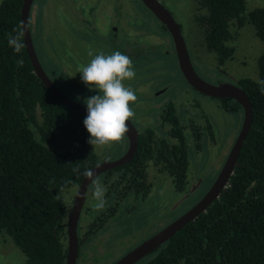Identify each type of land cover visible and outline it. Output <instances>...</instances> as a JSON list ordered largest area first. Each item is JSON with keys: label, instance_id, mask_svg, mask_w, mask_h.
Here are the masks:
<instances>
[{"label": "trees", "instance_id": "16d2710c", "mask_svg": "<svg viewBox=\"0 0 264 264\" xmlns=\"http://www.w3.org/2000/svg\"><path fill=\"white\" fill-rule=\"evenodd\" d=\"M23 1L0 4V234H8L30 264H66L67 207L56 192L78 186L97 155L83 124L87 114L61 102L36 74L23 35ZM200 4L206 12L198 21L219 64L234 57V26L254 25L264 45L263 7L248 10L246 0ZM18 34L20 52L9 43ZM240 84L253 121L227 186L206 211L136 264H264V48L257 78L243 77ZM182 136L174 155L162 154L179 189L188 166ZM69 141L75 150L65 147ZM144 150L140 140L134 162ZM128 184L139 194L150 191L144 181Z\"/></svg>", "mask_w": 264, "mask_h": 264}, {"label": "rangeland", "instance_id": "374dc122", "mask_svg": "<svg viewBox=\"0 0 264 264\" xmlns=\"http://www.w3.org/2000/svg\"><path fill=\"white\" fill-rule=\"evenodd\" d=\"M2 1L0 0V4ZM64 1H34V4L38 6V13H36V8L33 7V16H35L32 17L33 41L39 59L54 83L66 95L86 105L83 100L87 96L84 92H80L85 85L81 79H75V75L71 74L72 69L65 64V59H63V52L64 54L73 52L75 51L73 47L78 48L81 46L80 38V41H74L72 38H75V36L66 34L65 21L67 19L65 13L68 11L63 7ZM69 1L75 4L72 5L74 9H78L79 5L81 6L78 0ZM163 1L175 13L176 18L182 22L188 41H192V47L191 43H188L192 62L198 74L205 80L215 84L234 81L229 80L224 71L217 68V55L208 48L203 34L204 29L199 25V29L195 33L193 23L194 33H192V36L190 30L187 31V27L190 28L191 25L192 14H194L193 18L197 20V15L206 12L205 9L200 7V0L194 1L195 6L192 5L191 0ZM246 1L248 10L257 7L264 8V0ZM90 2L92 3V0L86 1L87 6L90 5ZM90 7H87V11ZM135 10L139 12L138 15L144 16L145 23L146 19L152 22L151 16L153 14L146 7L136 4ZM188 32L190 33L189 36ZM76 34L79 36L78 32ZM232 34L231 44L235 47V53L233 59L226 62V71L238 77L235 79L243 77L256 79L258 76V59L263 52L264 45L257 36L254 25L246 23L243 26H234L232 27ZM84 42L88 47H99L96 36L87 37L86 40L84 38ZM102 43L100 41V45ZM50 47L55 48L53 50L55 54L52 57L49 56V54H52ZM69 56L71 55L69 54ZM78 58L82 61L84 55L81 53ZM150 61H153L151 67L155 68L156 76L148 77V75L145 77L146 71L149 70L147 64ZM133 65L136 77L134 82L126 86L131 87L136 92L137 104L140 107L148 104L151 99L150 92L145 90V86H139V84L143 85L146 82L151 85L155 83L154 89H159L162 85L169 87L160 99L174 101L178 108L179 118L182 120L185 119L184 106L187 101L185 97L190 95L199 110V112L196 110L198 120L201 122V114L210 119L212 124L211 136L214 134L212 136L214 142L211 144L209 136L205 134L204 140L201 141V149L196 150L199 144H194L192 137H189L187 145L190 157L189 182L184 191L176 190L172 179L165 175L152 183V191L146 197L130 196L118 203L114 196H108L106 192L105 208L95 210L94 204L96 201L93 198L92 185L88 189L85 207L81 215L79 233L81 237L85 235L87 227L96 220L98 215L108 212L109 209L113 210V214L101 228L85 236L79 248L77 264H113L191 209L215 182L224 163L229 144L237 137L243 123V110L236 100L212 98L191 87L182 75L175 57L166 56L163 52L143 54L140 57H135ZM77 97H80V100H77ZM156 99L158 98H154L153 101H157ZM148 107L149 105H146L141 110L149 109ZM133 108H135V104ZM135 113V116H137V111ZM151 116L154 117V115ZM134 120L136 121L135 118ZM65 147L74 148L70 142H65ZM127 148L128 139L126 138L124 143L113 144L111 147L96 148L95 151L99 161L105 158L104 156L109 157L110 160H115L120 158L127 151ZM97 179L105 187L103 180H101L102 176ZM76 191V187H71L56 192L57 198L67 207V216L70 211L71 203L69 202L74 198ZM82 226H84V229ZM0 264H30L25 253L5 232L0 234Z\"/></svg>", "mask_w": 264, "mask_h": 264}, {"label": "flooded vegetation", "instance_id": "af4514ba", "mask_svg": "<svg viewBox=\"0 0 264 264\" xmlns=\"http://www.w3.org/2000/svg\"><path fill=\"white\" fill-rule=\"evenodd\" d=\"M34 1L35 0H33L32 6H31V11H30L31 32L33 30L32 29V17L33 18L35 17V16H33V10H34L33 7L36 8V13H38V6H36L34 4ZM78 1L81 3V6L79 5L78 9L77 8L74 9L72 7V5H75V4H73L72 1L70 2L69 0H65L64 4H63V7H65V10L68 11L67 13H65V17L67 19L65 21L66 34L69 36L70 35L75 36V38H72L74 41L75 40L80 41V39H81V42H80L81 46H79L78 48L73 47L75 51L69 52V53L66 52L65 54L63 52V59H65L64 61L66 62L65 64L68 65L72 69L71 74L73 73L75 75L76 80L81 79V74L78 72L80 67L82 65H86L88 62H90V60L92 58L88 55L89 50H91L93 52V55L99 54L100 52H103L105 54H111L115 51H119V52L129 56L132 59V61L135 60V57H140L143 54L147 55V54H151V53H162L163 52V54H165L166 56L169 55V56L175 57L182 75L187 80V78L185 77V75L182 71L181 64L179 61V57L177 54L176 40H175L174 34L172 33L171 29L167 26V24L162 19H160L145 4V2L143 0H92V3L91 2L89 3L90 4L89 6H91L89 8V11H87V7H89V6H87V3H86L87 0H78ZM157 1L160 4H162L170 12V15H171V17L175 23V27L178 28L179 32L181 33V35L184 39V42L186 44V47H187V50H188V53H189V56H190V59L192 62L191 50H190L189 43H188L190 41H188V39L185 35V30L183 28L182 22L176 18V16L174 15L175 13H173L167 7L166 3L163 0H157ZM194 1L195 0H191V3H192V5L195 6ZM136 4H141V6L143 5L144 7H146V9L150 13L153 14V16H151L152 22L149 21L148 19H146L147 24L144 22V16L138 15L139 12H137L135 10ZM200 7L205 9L201 4H200ZM205 11H206V9H205ZM204 14L205 13H203L202 15H204ZM192 16L194 17V14H192ZM198 16L199 15H197V20H198ZM193 17L191 18L190 28H189V26L187 27V31L190 30L191 36H192V33H194V25H195V33L199 29V25L201 26L202 29H204L202 27L201 23L199 21L195 20ZM193 23H194V25H193ZM204 31L205 30H203V34H204ZM76 32H78L79 36L76 34ZM190 33L188 32V36L190 35ZM101 35H103V36H101ZM95 36H96V40L99 42V45H98L99 47H96V46L88 47V46H86L85 42H84V38L86 40L87 37L92 38ZM188 38L190 39V37H188ZM100 41L103 42L102 45H100ZM190 43H191V47H192V41ZM83 47H85V48H83ZM54 49L55 48L50 47V50L52 53V54H49L50 57H52L55 54V52L53 51ZM81 53L84 55V59H82V61H80V59L78 58V56ZM193 53H194V51H193ZM69 54L71 56H73L74 58L69 56ZM194 55L196 56L195 53H194ZM217 61H218V58H217ZM152 62L150 61L147 64V68L149 70L146 71L147 74L145 75V77H147L148 75H149L148 77L156 76L155 68L151 67ZM225 65H226V62L223 65L219 64V62H218L217 68H219L221 71L223 70L224 73L226 74V76L229 78V80H234L235 82L234 81H231V82L226 81V82H219L216 84L215 83H212V84L219 85L221 83H231V84H234V85L242 88L241 84H240V79H235L238 77H235L231 73L227 72L225 69ZM192 66H193L195 72L198 74V72L196 71V69L193 65V62H192ZM43 68H44V66H43ZM200 77L203 80H205L202 76H200ZM205 81H207V80H205ZM132 82H134V79L130 80V81H125V84L129 85ZM207 82H209V81H207ZM188 83L191 85V87L196 89L189 81H188ZM154 84L153 85H151L150 83L147 84V82L143 83V85L139 84V86H143V87L145 86V90L150 92L151 99L149 100L148 104H144L141 107L137 103L135 104L134 111L135 112L137 111L138 115L135 116L136 121L134 119H132L130 121L133 124V126L135 127L136 133L138 135L137 150L135 151L132 158L128 162L123 163L119 166H115L113 168H110L106 171H103L96 177V179H97L98 177L102 176L101 180H103V184L105 185V188L107 189L108 196H114L118 203L123 201L126 198H129L130 196H132V197L137 196V197H142V198L146 197L152 191V183L157 179L158 180L161 179L162 176H165V175H168L172 179L176 190L184 191L188 185V182H189L188 178H189L190 157H189L188 146H187L189 137L190 136L192 137L194 144H196V143L199 144L197 146L196 150L201 149V147H202L201 141H202V139L204 140L205 134H207L209 136L211 144H212V142H214L213 137H212V136H214V134H212V136H211V131H212L211 130L212 129L211 121L206 115H202L201 113H200L201 114V122L198 120V118L196 116V110H197V112H199V110L196 107V105L194 103V99L192 98V96L186 95V97H185V99L187 100L186 104L184 106L185 119L182 120L179 118L178 108H177L176 104L174 103V101L161 100L160 99V97L165 95V93L168 91L169 87L162 85L161 88L154 89V87H153ZM83 87H82L80 92H84L87 97L98 94L95 91H89V89L86 86H83ZM199 92H201V91H199ZM201 93H203V92H201ZM203 94H205V93H203ZM205 95H207V94H205ZM207 96H210V95H207ZM210 97L218 98L220 100L234 99L232 97H214V96H210ZM154 98H158V99H156L157 101H153ZM234 100H236V99H234ZM237 102L241 105L242 110H243V123L241 126V129H242L243 124H244V120H245V111H244L242 104L239 101H237ZM146 105H149V107H148L149 109L145 108L144 111L141 110ZM170 105H172L174 107L173 112L172 111L170 112V110L168 109V107ZM194 111H195V113H194ZM151 115H154V117H152ZM187 132H188V134L186 135ZM240 132H241V130H240ZM240 132L237 134V137L233 140V142L231 144H229V149L226 152V157H225L224 163L221 166V170H220L219 174L221 173L223 167L225 166V163H226V161H227V159L231 153V150H232L234 144L236 143V141L238 139ZM181 134L183 135L182 137H183L184 142H185V150L187 151L186 153H187V159H188V166H187V170L185 173L186 184H185L183 189L177 188V186L175 184L176 175L173 174L166 167V163L168 162V160L165 157V156H171L170 153L172 155H174V150L177 148L178 145H181ZM87 137L89 140V133L88 132H87ZM127 139H128L127 151L120 158L115 159V160H110L109 157L104 156L105 158H103L102 160L99 161V157L97 155V152L95 151V149H93L92 145L89 144L91 149L97 155V163L95 164L94 167L104 163L105 161H110V162L117 161V160L121 159L122 157H124L125 154L128 152L129 147H130V138H129L128 134H127ZM140 140H142V144H143V147L145 148V150L139 154V156H138L139 160L134 162L133 159L135 158L136 154L138 153ZM70 143L72 144V146L74 147L73 149L75 150L76 148H75L74 143H72V142H70ZM162 154H164L165 156H162ZM128 164H130V166H127ZM219 174L217 175V178H218ZM130 181L131 182L144 181V182H146V185H148V186L150 185V191L146 194H142V193L139 194V193L135 192V186H133L130 189L129 184H128V183H130ZM81 183L78 186H74L77 188V191H78ZM92 185L93 184L90 183L87 190H86L84 204L82 206L81 213H80V218H79V223H78L79 248H80V245L83 242L85 236L88 235L89 233H92L95 231L94 230V231L90 232V229L96 227V229L98 230L99 228H101L104 225V223L107 221V219L110 216H112V214H113V210L109 209L108 212L101 213L100 215H98L96 217V220L87 227V231L85 232V235L81 237V235L79 234L80 233V225H81V215H82V211L85 207L86 195H87L88 189ZM77 191H76V194H77ZM76 194H75V196H76ZM75 196L69 202V203H71L69 215H70V212L72 211V208H73V205L75 202ZM105 197H107V196H105ZM197 203H199V202H197ZM69 215L66 218L67 219V226H68V222H69ZM94 225H96V226H94ZM82 228L84 229V226H82ZM157 233H155V234H157ZM135 248H133V249H135ZM67 251H68V239H67ZM154 251H152L151 253H153ZM150 254H148L147 256H149ZM147 256H145L144 258H146ZM144 258H143V260H144Z\"/></svg>", "mask_w": 264, "mask_h": 264}, {"label": "water", "instance_id": "95a60500", "mask_svg": "<svg viewBox=\"0 0 264 264\" xmlns=\"http://www.w3.org/2000/svg\"><path fill=\"white\" fill-rule=\"evenodd\" d=\"M145 4L160 18L167 26L171 29L176 40L177 54L181 64L182 71L187 78V80L199 91L214 97H232L239 101L245 111V120L241 132L238 136L236 143L234 144L231 153L223 167L221 173L219 174L216 181L213 183L212 187L205 194V196L188 212L180 216L170 225L159 231L154 236L150 237L142 244L137 246L135 249L128 252L125 256L119 259L114 264H136L145 256L150 254L152 251L157 249L159 246L164 244L169 238L175 235L183 227H185L189 222L197 218L202 212L213 203V201L220 196L222 190L227 186L231 175L233 174L235 165L237 163L238 157L241 153L243 144L250 131L252 121H253V111L252 104L247 93L240 87L231 83H221L219 85H214L210 82L203 80L194 70L192 62L184 42V39L179 32L178 28L175 27V23L170 15V12L157 0H143ZM33 0H24L21 10L22 19V29L26 48L31 59L32 65L36 71L37 76L43 81V83L50 89V91L57 97L61 102L68 105L78 112L87 113L86 105H83L68 95H66L49 77L45 69L43 68L41 61L38 57L30 23V11ZM129 132L128 136L130 138V147L128 152L124 157L117 161H105L104 163L94 167L95 178L103 171H106L115 166H119L123 163L128 162L138 145V135L136 129L131 122H128ZM89 178L85 177L82 181L77 194L75 196V202L72 211L69 215V222L67 226L68 231V251L66 256V264H77V257L79 252V237H78V223L80 218V213L85 200V193L90 184Z\"/></svg>", "mask_w": 264, "mask_h": 264}, {"label": "clouds", "instance_id": "9594fccd", "mask_svg": "<svg viewBox=\"0 0 264 264\" xmlns=\"http://www.w3.org/2000/svg\"><path fill=\"white\" fill-rule=\"evenodd\" d=\"M9 43L16 52L24 47L20 34L10 36ZM88 55L92 57L90 62L82 65L78 71L89 91L98 93L83 100L87 107L83 124L89 133L88 143L93 149L124 143L129 132L128 122L136 115L133 105L138 101L136 92L125 84V81L136 77L133 61L119 51L93 55L89 50ZM84 175L93 184L95 210H103L107 189L95 178L94 170H88Z\"/></svg>", "mask_w": 264, "mask_h": 264}]
</instances>
